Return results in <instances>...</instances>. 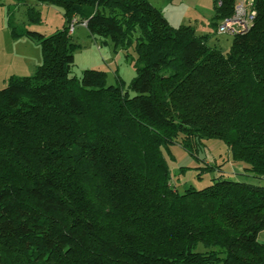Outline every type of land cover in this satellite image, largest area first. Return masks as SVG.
Instances as JSON below:
<instances>
[{
  "label": "trees",
  "instance_id": "1",
  "mask_svg": "<svg viewBox=\"0 0 264 264\" xmlns=\"http://www.w3.org/2000/svg\"><path fill=\"white\" fill-rule=\"evenodd\" d=\"M38 1L62 8L65 24L49 36L10 25L43 58L0 89V264H264V0L234 34L218 27L237 0H213L227 49L212 32L172 26L151 0ZM76 22L133 46L130 84L71 74ZM211 139L242 173L198 157ZM172 145L212 182L173 178Z\"/></svg>",
  "mask_w": 264,
  "mask_h": 264
},
{
  "label": "rangeland",
  "instance_id": "2",
  "mask_svg": "<svg viewBox=\"0 0 264 264\" xmlns=\"http://www.w3.org/2000/svg\"><path fill=\"white\" fill-rule=\"evenodd\" d=\"M151 2L160 8L172 26L190 24L199 28L198 30L210 29L218 41L224 38L221 45L225 44L224 41L227 39L232 40V36L228 34H216V28L211 25L215 13L213 0H151ZM30 8L40 13L39 22L29 21L27 11ZM12 23L19 25L20 28L49 36L63 27L65 18L63 9L51 3L38 0H0V89L7 85L9 78L13 75L34 74L43 58L41 46L35 40L27 37L16 39L12 37L10 32ZM72 39L78 45L73 51L75 63L71 70L72 75L81 76L86 69H98L106 72L109 84H117L120 77L126 85L130 84L136 76L139 64L133 46L117 47L110 40L105 42L101 38L93 37L84 24L77 22L74 24ZM205 144V148L199 152L200 159L206 157L209 163L227 159L223 165L228 171L227 174L232 177L235 175V168L242 171V167L229 162V151L222 140H206ZM170 149L175 156L174 160L168 158L173 178L187 182V185H193L196 188L205 187L212 182L210 178L214 174H205L202 179L196 177L198 170L195 168L199 166V163L195 157L177 145H172ZM181 166L188 167V171L184 174L180 173ZM239 179L251 178L240 176ZM260 183L264 184V180Z\"/></svg>",
  "mask_w": 264,
  "mask_h": 264
},
{
  "label": "built area",
  "instance_id": "3",
  "mask_svg": "<svg viewBox=\"0 0 264 264\" xmlns=\"http://www.w3.org/2000/svg\"><path fill=\"white\" fill-rule=\"evenodd\" d=\"M252 4L253 0H237L234 15L221 21L218 27V32L234 34L239 31L247 30L255 15V10H253ZM73 31L74 25H71L70 32L73 33Z\"/></svg>",
  "mask_w": 264,
  "mask_h": 264
},
{
  "label": "crops",
  "instance_id": "4",
  "mask_svg": "<svg viewBox=\"0 0 264 264\" xmlns=\"http://www.w3.org/2000/svg\"><path fill=\"white\" fill-rule=\"evenodd\" d=\"M194 27H195V26H194ZM198 29H199V28L195 27V30H196V32H197L198 34H210V33H211V30H210V29H204L205 31H202L201 29L198 30ZM200 32H201V33H200ZM223 39H224V38H223ZM223 39H221V41H218L217 39L211 38V39H210V43H211V44H215V45H217L218 47H221L222 49H227V48H229L231 41H229L228 39L225 40V41H224L225 44H223V45H224V46H223V45H221ZM235 172H236V173H242V171L237 170V168H235ZM258 239H259L261 242L264 243V229L261 230V231L259 232V234H258Z\"/></svg>",
  "mask_w": 264,
  "mask_h": 264
}]
</instances>
